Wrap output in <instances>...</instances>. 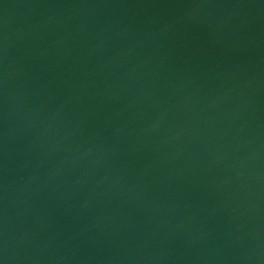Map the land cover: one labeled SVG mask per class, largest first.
Wrapping results in <instances>:
<instances>
[{
    "label": "water",
    "instance_id": "95a60500",
    "mask_svg": "<svg viewBox=\"0 0 264 264\" xmlns=\"http://www.w3.org/2000/svg\"><path fill=\"white\" fill-rule=\"evenodd\" d=\"M0 264H264V0H0Z\"/></svg>",
    "mask_w": 264,
    "mask_h": 264
}]
</instances>
